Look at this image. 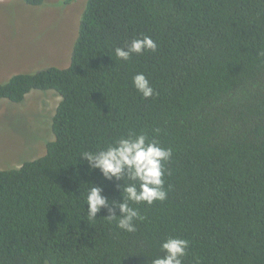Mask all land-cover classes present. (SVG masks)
<instances>
[{
    "label": "trees",
    "instance_id": "trees-1",
    "mask_svg": "<svg viewBox=\"0 0 264 264\" xmlns=\"http://www.w3.org/2000/svg\"><path fill=\"white\" fill-rule=\"evenodd\" d=\"M144 35L156 52L116 58ZM140 72L158 95L136 91ZM33 91L60 95L55 138L0 170V264H151L169 236L190 242L184 264H264V0H87L67 68L0 81V101ZM129 132L173 149L168 198L132 205L131 234L107 209L84 220L83 184L122 202V182L79 161Z\"/></svg>",
    "mask_w": 264,
    "mask_h": 264
},
{
    "label": "rangeland",
    "instance_id": "rangeland-1",
    "mask_svg": "<svg viewBox=\"0 0 264 264\" xmlns=\"http://www.w3.org/2000/svg\"><path fill=\"white\" fill-rule=\"evenodd\" d=\"M87 0H45L39 7L0 0V81L18 73L67 68ZM54 91H33L20 104L0 101V170L42 157L54 140Z\"/></svg>",
    "mask_w": 264,
    "mask_h": 264
},
{
    "label": "clouds",
    "instance_id": "clouds-1",
    "mask_svg": "<svg viewBox=\"0 0 264 264\" xmlns=\"http://www.w3.org/2000/svg\"><path fill=\"white\" fill-rule=\"evenodd\" d=\"M157 48V43L150 36L144 35L142 38H134L124 47H117L115 56L120 61H129L133 55H143L146 50L156 52ZM132 84L144 99L158 95L142 72L132 77ZM156 131L158 133L159 129ZM172 158L171 147H162L157 140L149 139L147 134L135 132L121 136L104 148L82 152L79 161L83 159L87 162L90 173L99 169L105 180L111 182L115 179L122 182L117 185L122 202L110 201L104 195V188L98 187L95 183L83 184L88 186L84 193L87 205V215L84 220L94 221L98 213L107 209L109 215L104 218L116 221L121 231L135 233L136 222L142 217L138 208L132 205L146 203L152 206L155 202L167 200L168 191L165 189L164 180L165 164ZM189 247L190 242L187 239L169 236L160 245L164 254L154 257L151 264H184ZM196 264H200L199 260Z\"/></svg>",
    "mask_w": 264,
    "mask_h": 264
}]
</instances>
